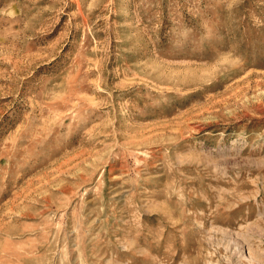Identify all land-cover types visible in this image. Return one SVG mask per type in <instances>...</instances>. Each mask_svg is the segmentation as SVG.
Instances as JSON below:
<instances>
[{
    "label": "rangeland",
    "instance_id": "obj_1",
    "mask_svg": "<svg viewBox=\"0 0 264 264\" xmlns=\"http://www.w3.org/2000/svg\"><path fill=\"white\" fill-rule=\"evenodd\" d=\"M0 264H264V0H0Z\"/></svg>",
    "mask_w": 264,
    "mask_h": 264
}]
</instances>
